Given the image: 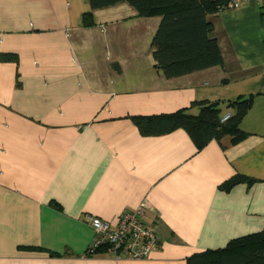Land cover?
Instances as JSON below:
<instances>
[{
	"label": "crops",
	"instance_id": "crops-1",
	"mask_svg": "<svg viewBox=\"0 0 264 264\" xmlns=\"http://www.w3.org/2000/svg\"><path fill=\"white\" fill-rule=\"evenodd\" d=\"M0 0V264H187L264 227V1L209 18L223 65L165 78L152 64L161 15L126 3ZM253 97L246 136L197 150L183 129L144 136L130 116ZM196 112V109H192ZM236 173L256 179L229 192ZM141 206L159 237L144 259L87 253L85 214L115 223ZM46 248L56 252L37 249ZM36 248V249H34Z\"/></svg>",
	"mask_w": 264,
	"mask_h": 264
},
{
	"label": "trees",
	"instance_id": "trees-1",
	"mask_svg": "<svg viewBox=\"0 0 264 264\" xmlns=\"http://www.w3.org/2000/svg\"><path fill=\"white\" fill-rule=\"evenodd\" d=\"M228 0H89L90 10L83 14L85 26L92 23L93 12L119 3L128 4L136 16L161 15L160 25L152 41V64L157 73L165 78L180 76L213 65H223L218 41L212 36L214 23L209 18L224 10ZM18 54L0 53V61L17 63ZM253 97L240 96L228 101L234 113L224 118L219 101L200 100L189 107L172 112L130 116L144 136H157L176 129H183L190 136L197 150L210 141L221 143L230 136L232 143L242 140L244 133L239 125L250 109ZM196 109V112L192 111ZM256 179L236 173L219 185L229 192L235 185H253ZM36 249V248H34ZM37 249L56 252L43 247ZM104 252V251H100ZM187 264H264V227L260 231L231 239L218 249H206L186 259Z\"/></svg>",
	"mask_w": 264,
	"mask_h": 264
},
{
	"label": "built area",
	"instance_id": "built-area-1",
	"mask_svg": "<svg viewBox=\"0 0 264 264\" xmlns=\"http://www.w3.org/2000/svg\"><path fill=\"white\" fill-rule=\"evenodd\" d=\"M243 1L245 0H228L224 8L238 7ZM262 68L264 70V64ZM227 116L225 115L223 119ZM84 219L94 232L87 248L89 255L106 251L118 258L140 260L147 258L159 246V237L152 227L145 223V214L141 206L124 211L114 224L90 214H85Z\"/></svg>",
	"mask_w": 264,
	"mask_h": 264
}]
</instances>
